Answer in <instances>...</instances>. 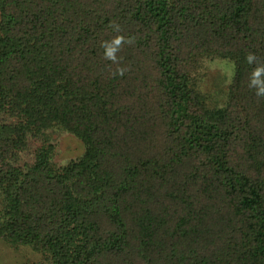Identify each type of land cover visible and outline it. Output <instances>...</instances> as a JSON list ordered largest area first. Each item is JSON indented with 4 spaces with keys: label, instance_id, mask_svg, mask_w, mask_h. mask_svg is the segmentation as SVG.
I'll return each mask as SVG.
<instances>
[{
    "label": "trees",
    "instance_id": "trees-1",
    "mask_svg": "<svg viewBox=\"0 0 264 264\" xmlns=\"http://www.w3.org/2000/svg\"><path fill=\"white\" fill-rule=\"evenodd\" d=\"M205 55L234 64L226 106L191 83ZM259 65L264 0H0V235L51 264H264ZM51 127L83 153L16 163Z\"/></svg>",
    "mask_w": 264,
    "mask_h": 264
},
{
    "label": "rangeland",
    "instance_id": "rangeland-1",
    "mask_svg": "<svg viewBox=\"0 0 264 264\" xmlns=\"http://www.w3.org/2000/svg\"><path fill=\"white\" fill-rule=\"evenodd\" d=\"M234 75V64L228 58L205 55L194 60L190 67L191 83L209 107L226 106ZM9 119L0 113V122ZM41 145L50 148V159L56 166L77 159L84 151V142L75 134L60 127H51L41 134L29 136L17 162L21 166L33 161L35 151ZM0 191V207L3 203ZM0 264H51L47 255L30 244L12 243L0 235Z\"/></svg>",
    "mask_w": 264,
    "mask_h": 264
},
{
    "label": "clouds",
    "instance_id": "clouds-1",
    "mask_svg": "<svg viewBox=\"0 0 264 264\" xmlns=\"http://www.w3.org/2000/svg\"><path fill=\"white\" fill-rule=\"evenodd\" d=\"M109 26L117 33L122 31L121 25L118 23L112 22ZM134 42V37L125 36L123 34H117L110 40L101 42L104 58L112 61L113 64L118 65L113 72V75L123 76L128 71L126 66H119L122 58L118 57L117 53L125 44L131 45ZM245 59L247 63L252 64L254 61H257L258 58L255 54L248 53ZM249 87L255 89V95L257 97H264V65H259L253 69L249 81Z\"/></svg>",
    "mask_w": 264,
    "mask_h": 264
}]
</instances>
